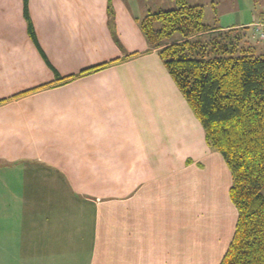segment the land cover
I'll use <instances>...</instances> for the list:
<instances>
[{"label":"crops","instance_id":"1","mask_svg":"<svg viewBox=\"0 0 264 264\" xmlns=\"http://www.w3.org/2000/svg\"><path fill=\"white\" fill-rule=\"evenodd\" d=\"M164 1L0 0V264L220 263L232 174L141 30Z\"/></svg>","mask_w":264,"mask_h":264},{"label":"trees","instance_id":"2","mask_svg":"<svg viewBox=\"0 0 264 264\" xmlns=\"http://www.w3.org/2000/svg\"><path fill=\"white\" fill-rule=\"evenodd\" d=\"M173 1L172 9L148 12L140 27L231 171L238 217L219 264H264V52L243 46L232 34L239 27L205 23L203 6Z\"/></svg>","mask_w":264,"mask_h":264},{"label":"rangeland","instance_id":"3","mask_svg":"<svg viewBox=\"0 0 264 264\" xmlns=\"http://www.w3.org/2000/svg\"><path fill=\"white\" fill-rule=\"evenodd\" d=\"M190 2L203 6L204 21L213 27H228L246 23L247 28L239 27L234 29L232 34H241L240 43L243 46L251 49L254 46L258 51H264V42L257 38L253 27H251L252 23L264 22V0H190ZM158 5L164 9H172L175 6L172 0Z\"/></svg>","mask_w":264,"mask_h":264},{"label":"built area","instance_id":"4","mask_svg":"<svg viewBox=\"0 0 264 264\" xmlns=\"http://www.w3.org/2000/svg\"><path fill=\"white\" fill-rule=\"evenodd\" d=\"M251 27H253L257 38L260 41L264 42V22L252 23Z\"/></svg>","mask_w":264,"mask_h":264}]
</instances>
